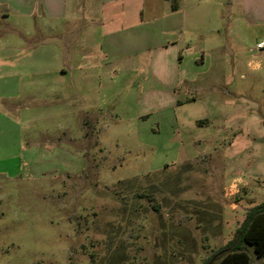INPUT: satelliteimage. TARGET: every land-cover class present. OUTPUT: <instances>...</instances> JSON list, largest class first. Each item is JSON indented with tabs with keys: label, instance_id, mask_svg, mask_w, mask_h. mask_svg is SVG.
Returning <instances> with one entry per match:
<instances>
[{
	"label": "rangeland",
	"instance_id": "1",
	"mask_svg": "<svg viewBox=\"0 0 264 264\" xmlns=\"http://www.w3.org/2000/svg\"><path fill=\"white\" fill-rule=\"evenodd\" d=\"M79 2L81 21L65 26L66 34L28 36L30 45L12 49L0 68L14 77L1 86L14 99L0 107V264H208L233 239L244 207L264 203V181L244 178L233 191L234 149L202 159L177 123L172 97L223 104L237 94L256 108L241 113L254 126L236 146L242 170H250L249 148L264 142V51L256 49L264 28L243 27L240 46L226 21L219 33L194 37L173 90L171 61L151 66L171 37L152 23L112 46L86 20L91 1ZM211 8L213 19L231 12ZM235 58L242 70L234 75ZM59 66L69 69L67 89L80 95L63 98ZM245 248L252 264H262L253 246Z\"/></svg>",
	"mask_w": 264,
	"mask_h": 264
},
{
	"label": "crops",
	"instance_id": "2",
	"mask_svg": "<svg viewBox=\"0 0 264 264\" xmlns=\"http://www.w3.org/2000/svg\"><path fill=\"white\" fill-rule=\"evenodd\" d=\"M90 1V10L94 14L90 13V15L86 16V20L95 23L97 28L93 29L103 31L104 35L108 39L110 38L109 43L112 46H115V43L111 40L118 39L131 30L140 31L147 24L152 23L156 24V28L160 29L162 35L172 38L169 42H165L159 46L157 50L158 56L153 58L151 66L154 68L166 67L168 65L167 60L171 61L174 69H178L177 74H174V77H172L174 79H171L170 86L173 90L180 83L179 70L184 60L183 52L185 48H190V42L194 37H205L219 33L222 30V23L226 21L228 36L238 37V44L240 46L243 43L241 39L244 35H248L241 31L243 27L246 29L264 28V0ZM175 3L176 8L173 6ZM93 5L100 7L99 14L95 13ZM223 5H226L231 12L227 16L213 19L211 7H222ZM79 6V0H0V68L4 65L3 60H7L8 62L9 58L7 54L12 49L30 45L27 40L28 36L37 33L46 35L49 31H57L59 36L66 34L65 26L70 29L72 24L81 21L82 16L80 15ZM212 21L214 24L211 26ZM107 23H116V25H108ZM60 26L64 28L60 29ZM72 32L74 33V30ZM263 39L264 37L257 40L256 45ZM43 43L46 44V41ZM223 48L226 49V47ZM230 49L233 51V54H239L235 46L230 47ZM259 51L262 52L264 49ZM106 53H109V51L106 50ZM233 65L234 75L242 70L240 58H235ZM228 66L230 67L229 64ZM56 71L58 86L63 87L61 89L63 98L81 94L80 89H78V93H75L76 90L67 89L70 75L67 67L59 66ZM252 74L255 75L254 72ZM13 79L14 77L9 72L5 76L4 74L3 76L0 75V107L2 101L10 102L14 99L5 88L1 87L2 85H10ZM241 79H246L244 74H241ZM74 81L76 82L75 84L81 85L82 78L80 73L74 74ZM40 84L47 85L44 79L43 83L40 82ZM233 84L235 85L236 82L233 81ZM25 85L31 86L35 84L27 82ZM172 100L174 102L172 105L176 110L177 123L184 130L183 133L186 132L193 135V142L200 145L202 159L207 158L208 154L211 155L214 151H220V147L223 150L234 149L232 153L235 154V170L231 172L230 176H227V182H229L230 188L233 191L243 189L241 184L244 178H249L251 181H257V178H259V180L264 181V152H261V150H264V142L260 144L257 140L252 142L249 149H252L253 153H249L248 155L251 157L249 161L254 166H251L248 171L242 170V165L246 163V160L241 159L243 153H237L239 148L236 147L237 143L239 141L242 142L245 137L246 133H243V129L248 130L254 126L251 118L242 123L241 113H253L252 110H256V108H250L251 105L249 107L245 106L241 98H237V94L233 101L225 100V102H228V109L225 102L220 104V102L213 100L204 101L195 97L181 101L177 96H173ZM68 108L70 107L68 106ZM248 108L250 109L248 110ZM226 110L230 111L231 115H226ZM188 111L192 112L190 116L187 114ZM220 117L222 119H226V117L231 118L227 119V125H220V123H217ZM243 124L244 128H242ZM236 129H238L237 134L235 133ZM232 134L237 136L231 141L229 139ZM246 150L247 148L244 149V151ZM236 163H238L237 167ZM255 165L261 166V170H254ZM232 182L235 183L232 184ZM245 191L247 193L250 189L247 188ZM251 207H244V216L242 215L241 220L237 221L238 227L243 223L247 209ZM234 211L236 210L234 209ZM237 214H239L238 211L234 214L235 219L238 217ZM249 256L252 264L251 255L249 254Z\"/></svg>",
	"mask_w": 264,
	"mask_h": 264
},
{
	"label": "trees",
	"instance_id": "3",
	"mask_svg": "<svg viewBox=\"0 0 264 264\" xmlns=\"http://www.w3.org/2000/svg\"><path fill=\"white\" fill-rule=\"evenodd\" d=\"M173 6L176 8V3ZM247 245L254 247L259 258H264V203L247 211L245 220L233 239L216 252L210 261L216 257L213 264H251L250 256L245 248Z\"/></svg>",
	"mask_w": 264,
	"mask_h": 264
},
{
	"label": "built area",
	"instance_id": "4",
	"mask_svg": "<svg viewBox=\"0 0 264 264\" xmlns=\"http://www.w3.org/2000/svg\"><path fill=\"white\" fill-rule=\"evenodd\" d=\"M256 49H257V50H262V49H264V39L257 43V45H256Z\"/></svg>",
	"mask_w": 264,
	"mask_h": 264
},
{
	"label": "water",
	"instance_id": "5",
	"mask_svg": "<svg viewBox=\"0 0 264 264\" xmlns=\"http://www.w3.org/2000/svg\"><path fill=\"white\" fill-rule=\"evenodd\" d=\"M216 261V257H214L209 264H213Z\"/></svg>",
	"mask_w": 264,
	"mask_h": 264
}]
</instances>
